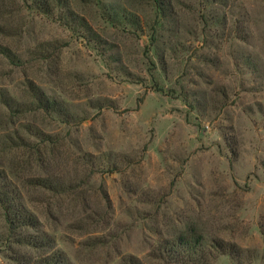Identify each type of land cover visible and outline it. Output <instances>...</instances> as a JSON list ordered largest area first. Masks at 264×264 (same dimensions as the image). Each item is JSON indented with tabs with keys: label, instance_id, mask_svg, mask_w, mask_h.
<instances>
[{
	"label": "rangeland",
	"instance_id": "rangeland-1",
	"mask_svg": "<svg viewBox=\"0 0 264 264\" xmlns=\"http://www.w3.org/2000/svg\"><path fill=\"white\" fill-rule=\"evenodd\" d=\"M0 264H264V0H0Z\"/></svg>",
	"mask_w": 264,
	"mask_h": 264
},
{
	"label": "trees",
	"instance_id": "trees-1",
	"mask_svg": "<svg viewBox=\"0 0 264 264\" xmlns=\"http://www.w3.org/2000/svg\"><path fill=\"white\" fill-rule=\"evenodd\" d=\"M22 225H24V224H26L27 222L25 221V219L24 220H22ZM179 243L181 244V245H183V247H189V248H187V249H189L188 251H191V249H192V245H188V246H186L187 245V243H184V242H182V241H179ZM194 251L195 250H193V251H191V252H193L194 253Z\"/></svg>",
	"mask_w": 264,
	"mask_h": 264
}]
</instances>
